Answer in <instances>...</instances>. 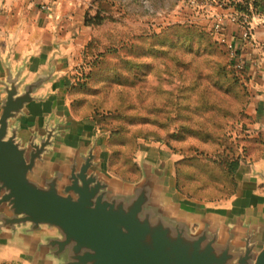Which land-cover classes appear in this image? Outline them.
<instances>
[{
  "label": "water",
  "instance_id": "1",
  "mask_svg": "<svg viewBox=\"0 0 264 264\" xmlns=\"http://www.w3.org/2000/svg\"><path fill=\"white\" fill-rule=\"evenodd\" d=\"M27 65L7 58L0 79V249L30 264H264V208L193 209L147 163L137 182L111 177L101 136L69 148L65 120H26L58 78L53 58L29 82Z\"/></svg>",
  "mask_w": 264,
  "mask_h": 264
},
{
  "label": "trees",
  "instance_id": "2",
  "mask_svg": "<svg viewBox=\"0 0 264 264\" xmlns=\"http://www.w3.org/2000/svg\"><path fill=\"white\" fill-rule=\"evenodd\" d=\"M94 1V13L84 14L87 27L139 15L121 0ZM152 1L157 8L176 3ZM228 5L246 26V17L259 14L264 0ZM219 32L221 40L204 26L176 22L160 32L128 36L95 54L85 82L68 88L70 110L105 138L108 171L115 177L138 180L135 154L141 143H160L180 157L174 174L177 194L197 203H220L236 195L242 165L264 159V130L256 129L252 110V75L236 53L231 56L226 31L221 27ZM96 75L122 88L111 85L100 101L73 94L87 91Z\"/></svg>",
  "mask_w": 264,
  "mask_h": 264
},
{
  "label": "rangeland",
  "instance_id": "3",
  "mask_svg": "<svg viewBox=\"0 0 264 264\" xmlns=\"http://www.w3.org/2000/svg\"><path fill=\"white\" fill-rule=\"evenodd\" d=\"M23 3L27 4L20 11L17 12V17H20V23L24 20L27 22L26 32H30L34 38V44L37 47L31 50L32 54L38 53L43 49L45 52H50L51 58H53L55 65H57L58 60L54 59V54L60 53L61 46H73L71 47V60L68 62V57L63 56L60 61L67 62V68L64 73H60L59 78L63 77L66 80L64 87L61 89L63 93V100L69 106V112L75 119L66 125V128H74L75 131L84 130L87 127V122H82L80 118L70 110L71 99L68 94V88L71 86H78L79 84L85 82L87 74L91 71V62L95 59L94 55L99 51H103L106 45H111L117 43L119 40L127 38L128 36L142 34L144 32H160L164 27L170 23L176 22H188L192 24H199L200 26L206 27L214 35L215 39H223L222 34L219 32L221 29H217L218 20L214 22H208V18L203 16L213 14L202 9H194L184 7V0H176L173 7L167 4L165 8H157L152 0H121L122 2L129 4V8L138 13V16L127 17L118 22H110L104 26L91 28L84 24V14L87 10L94 13V9L97 3L94 0H21ZM227 1V7L229 2ZM46 7V8H45ZM24 8L27 10L25 11ZM232 8V7H231ZM233 9V20L237 22L238 14ZM74 18V28L71 23H68V18ZM66 18V19H64ZM61 20H65L62 22ZM248 20L246 19V23ZM70 26V28H69ZM224 26H222L223 29ZM69 28V29H68ZM70 31L69 35L68 32ZM61 37L64 38L61 41ZM221 38V39H220ZM231 42V41H230ZM91 43V44H90ZM234 47V45L229 43V47ZM55 52L53 53V50ZM231 56L237 52V49L232 51ZM63 51V50H62ZM53 54V57H52ZM69 57V58H70ZM50 58V57H49ZM43 68L48 67V59L42 65ZM36 74L30 73L29 79L34 78ZM114 82V81H113ZM110 78L104 75H96L90 83V87L87 91H74V95L81 98L82 100H102L105 90H109L111 85H115L117 88L121 89L122 86L114 84ZM149 85L158 84L155 81L147 82ZM50 86V85H49ZM146 90V89H143ZM48 88L41 91L42 94H46ZM252 92V91H251ZM253 100V96H252ZM86 102V101H85ZM253 103V101H252ZM35 108V105H32ZM253 110V107H252ZM71 116V115H70ZM72 117V116H71ZM83 124V125H82ZM135 128H146L154 129L149 126H135ZM86 134L91 139L96 135L101 136L103 158L106 162V169L108 165V155L105 153L106 140L102 137L101 133L97 129L91 131V129L86 128ZM257 129V128H256ZM259 130V129H257ZM76 135H79L77 133ZM197 142V141H195ZM180 157L172 153L165 145L160 143H155L153 145L149 143H141L140 149L135 154V163L140 167V175L138 180L142 176L141 164L147 163L150 166H157L159 169L166 171L168 179L167 184L170 187L171 193L176 195L175 191V163ZM247 165V164H246ZM109 175L119 181L125 183H134L136 181H127L119 179L114 176L113 173L108 171ZM264 190V185H263ZM261 190V191H263ZM264 192V191H263ZM180 195V194H179ZM181 196V195H180ZM183 197V196H181ZM180 201V200H179ZM181 203L190 205L191 208L196 209L200 207H206L213 210H219L221 208H226L227 206H232L234 204L230 203H200L187 200L186 198H181ZM0 258L3 260H10L13 264H30L27 260V256L24 252L17 248H12V251L7 250V247H1Z\"/></svg>",
  "mask_w": 264,
  "mask_h": 264
},
{
  "label": "crops",
  "instance_id": "4",
  "mask_svg": "<svg viewBox=\"0 0 264 264\" xmlns=\"http://www.w3.org/2000/svg\"><path fill=\"white\" fill-rule=\"evenodd\" d=\"M227 1L228 0H219L215 9L208 10L211 13L213 12V14L203 16V19L209 17V23L216 21V18L217 20L221 19V27L224 26L223 29L226 31L225 33L229 41H231L235 49H237V52H235L237 59L250 71L253 79L250 85L253 95L252 107L258 117L255 127L259 130H264V9H261L259 14L253 15L246 23V27L233 20V9L227 7ZM26 6L27 4L23 3L21 0H0V79L5 77L4 62L7 58L10 59L14 67L22 65L23 62L27 60L28 65L24 75L28 76V82L33 80L39 72L46 69L43 68L42 65L47 59L48 62L51 59L50 52H45L43 49L35 54L31 52L33 48L37 47L36 44H34V38L30 32H26L27 22L23 20L20 23L21 18L17 17V12ZM24 10L26 11L27 9L24 8ZM73 19L74 18L70 17L67 21L71 23L74 28V23H72ZM61 21L64 22L65 20ZM247 31H249L248 38L245 37ZM69 33L70 31L67 35H69ZM60 39L61 41L64 40L63 37ZM61 47V51L59 50L60 53L54 54V59L58 60L56 65L58 78L54 83L48 84L44 88H48L46 94L50 93L47 99L40 102H33L28 105L30 116L26 120H29V122L35 120H40L42 122L50 114H55L56 117L65 120L66 124L71 122L72 125V121L75 119L69 112L68 104L63 100L64 92H61L66 80L64 81L63 77L59 78L60 73H64L68 64L63 60L59 62V59L65 56L66 58L68 57L69 62L71 60L69 55H71L70 53L72 51L70 49L73 46L63 44ZM54 52L55 49L53 50V53ZM33 72L36 76L30 80L29 74ZM41 91L40 94H42ZM2 96L3 94L0 90V99ZM32 105H35L34 109ZM82 122H87L86 128L91 129V131L96 129L89 121L82 120ZM75 128L76 127L67 128L69 132L63 138L64 144L69 148L82 146L84 149H87L92 144L95 137L93 136L90 139L86 134V128L81 131H75ZM77 133H79V135H76ZM105 153L108 155L106 144ZM102 162L106 169V162L103 157ZM246 164L247 163L243 164L238 172V189L236 195L231 200L222 202L234 205L221 208V210L239 209L242 211H256L257 209L264 208V190L262 188L264 180L260 179L259 176L255 174L264 168V159L254 164ZM106 170H108V165ZM175 196L181 201L178 194ZM11 249L12 248H7V250L4 251H12ZM0 251L2 250L0 249ZM5 261L9 262L10 260H3L0 258V263Z\"/></svg>",
  "mask_w": 264,
  "mask_h": 264
},
{
  "label": "built area",
  "instance_id": "5",
  "mask_svg": "<svg viewBox=\"0 0 264 264\" xmlns=\"http://www.w3.org/2000/svg\"><path fill=\"white\" fill-rule=\"evenodd\" d=\"M219 0H184V7L194 8V9H202V10H212L215 9ZM46 8V7H45ZM251 17H246L249 20ZM217 29H221V19H218ZM245 37H249V31L245 33ZM234 50V47H231ZM243 64H241L242 66Z\"/></svg>",
  "mask_w": 264,
  "mask_h": 264
}]
</instances>
